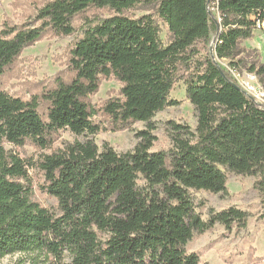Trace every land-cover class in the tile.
Returning a JSON list of instances; mask_svg holds the SVG:
<instances>
[{"label": "trees", "instance_id": "obj_1", "mask_svg": "<svg viewBox=\"0 0 264 264\" xmlns=\"http://www.w3.org/2000/svg\"><path fill=\"white\" fill-rule=\"evenodd\" d=\"M143 1L52 0L39 10L40 24L0 30V262L21 254L31 264H200L188 249L195 232L247 226L248 212L235 206L211 209L204 219L193 192L226 193L224 170L264 176V104L218 62L242 69L241 42L264 25V0H157L158 18L126 14ZM90 7L115 14L75 43L71 78L58 76L30 99L3 87L1 77L26 47L48 32L74 34V16ZM213 32L209 54L198 57L196 44ZM248 70L264 81V64ZM112 77L122 83L121 96L96 107L91 95ZM180 80L197 111L196 129L172 122V148L154 151L153 118L179 104L171 93ZM99 113L114 130L147 123L134 150L98 146L90 136L105 130ZM64 130L76 139L56 148ZM27 142L52 152L35 160L6 148ZM33 167L44 173L40 187L58 200L57 212L34 199ZM259 185L264 203V180Z\"/></svg>", "mask_w": 264, "mask_h": 264}, {"label": "rangeland", "instance_id": "obj_2", "mask_svg": "<svg viewBox=\"0 0 264 264\" xmlns=\"http://www.w3.org/2000/svg\"><path fill=\"white\" fill-rule=\"evenodd\" d=\"M52 0H0V30L6 25L40 24L37 21L39 10ZM157 0H144L136 8L126 12L132 17H140L151 13L156 18ZM211 11L216 14L217 9L211 2ZM115 14L110 8L90 7L76 14L73 18L75 27L74 34L70 36L55 35L48 32L44 37L34 44L26 47L17 60L11 65L1 77L3 87L12 95L30 99L33 95L42 94L46 89L54 86L58 76L67 79L73 76L69 62L71 51L75 43L84 35V31L90 26H95L107 17ZM161 27V38L165 43L169 41V31L166 24L159 20ZM255 28L252 38L241 42L244 51L245 63L242 69L234 70L227 59H218L221 66L226 68L232 75L243 84L252 81L264 89V81L255 74L249 72L251 63L257 62L258 66L264 64V29ZM215 42L213 32L208 42H198L196 48L200 51L198 57L209 54ZM253 78V79H252ZM122 83L112 78H102L99 90L91 95L93 105L101 107L106 100L120 97ZM187 86L183 80L175 84L171 98L178 100L179 104L168 106L158 112L153 118L152 124L155 135L154 151H169L174 142V130L172 122L189 126L195 131L197 126V111L195 106L187 98ZM41 111L45 105H41ZM95 119L104 125L105 130L97 135L90 136L100 148L105 143L111 144L118 152L132 151L139 142L137 137L141 130L147 129V123L135 122L125 129L114 130L112 121L103 113L95 116ZM75 135L64 130L60 133L55 147L63 146L65 142H73ZM79 139H85L80 136ZM6 148L17 152L22 158H34L37 160L43 153H51L52 150L36 148L31 142L22 147L6 144ZM170 165V158L167 160ZM228 176L226 193H212L205 190L194 191L196 211L204 219L210 217L211 209L222 211L231 206L238 207L248 212V223L245 228L235 225L232 230H227L223 225L216 227L204 234L194 233V238L189 242L190 252H197L201 256L200 264H264V203L263 192L260 182L264 176L245 175L224 170ZM34 180V199L41 205L57 212L58 200L41 189L44 182V173L38 167L29 170ZM0 264H31L26 256L14 254L6 256Z\"/></svg>", "mask_w": 264, "mask_h": 264}, {"label": "built area", "instance_id": "obj_3", "mask_svg": "<svg viewBox=\"0 0 264 264\" xmlns=\"http://www.w3.org/2000/svg\"><path fill=\"white\" fill-rule=\"evenodd\" d=\"M253 79V78H252ZM241 84V83H240ZM243 88L252 95L258 102L264 104V89L260 85H255L252 81H245L241 84Z\"/></svg>", "mask_w": 264, "mask_h": 264}]
</instances>
